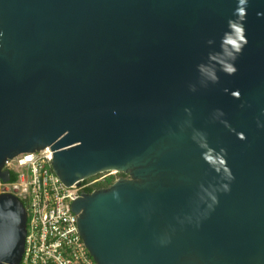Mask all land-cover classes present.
Masks as SVG:
<instances>
[{
  "label": "water",
  "instance_id": "water-1",
  "mask_svg": "<svg viewBox=\"0 0 264 264\" xmlns=\"http://www.w3.org/2000/svg\"><path fill=\"white\" fill-rule=\"evenodd\" d=\"M234 69V71H229ZM49 148L95 264H264V0H0V180ZM27 212L0 196V264Z\"/></svg>",
  "mask_w": 264,
  "mask_h": 264
},
{
  "label": "built area",
  "instance_id": "built-area-1",
  "mask_svg": "<svg viewBox=\"0 0 264 264\" xmlns=\"http://www.w3.org/2000/svg\"><path fill=\"white\" fill-rule=\"evenodd\" d=\"M52 156L46 148L21 154L4 166L15 180H0V196L13 195L26 204L25 246L19 264H95L78 232L71 204L101 178L68 188L53 173Z\"/></svg>",
  "mask_w": 264,
  "mask_h": 264
},
{
  "label": "trees",
  "instance_id": "trees-1",
  "mask_svg": "<svg viewBox=\"0 0 264 264\" xmlns=\"http://www.w3.org/2000/svg\"><path fill=\"white\" fill-rule=\"evenodd\" d=\"M10 177H11L12 181L15 180V176H14L13 173H10ZM117 177L118 178H126L127 176H125L122 173H118ZM99 178H101L100 181L96 182L95 184L91 185L90 187L85 188L84 192L92 193L95 190L102 189V188H107V187H109L110 185H112L114 183V179L112 177L106 178V177H102V175L95 176V177L87 180L86 183L87 182H92V181L97 180ZM23 205L26 207V204L24 202H23Z\"/></svg>",
  "mask_w": 264,
  "mask_h": 264
},
{
  "label": "rangeland",
  "instance_id": "rangeland-1",
  "mask_svg": "<svg viewBox=\"0 0 264 264\" xmlns=\"http://www.w3.org/2000/svg\"><path fill=\"white\" fill-rule=\"evenodd\" d=\"M101 175H102V177H106V178L112 177L114 179V182L119 179L117 177V173H115V172H107V173H104V174H101Z\"/></svg>",
  "mask_w": 264,
  "mask_h": 264
},
{
  "label": "clouds",
  "instance_id": "clouds-1",
  "mask_svg": "<svg viewBox=\"0 0 264 264\" xmlns=\"http://www.w3.org/2000/svg\"><path fill=\"white\" fill-rule=\"evenodd\" d=\"M229 71L231 72V71H234V69H229Z\"/></svg>",
  "mask_w": 264,
  "mask_h": 264
}]
</instances>
